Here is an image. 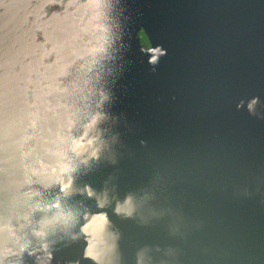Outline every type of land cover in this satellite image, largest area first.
<instances>
[{"label":"water","instance_id":"water-1","mask_svg":"<svg viewBox=\"0 0 264 264\" xmlns=\"http://www.w3.org/2000/svg\"><path fill=\"white\" fill-rule=\"evenodd\" d=\"M0 264H264V0H0Z\"/></svg>","mask_w":264,"mask_h":264},{"label":"trees","instance_id":"trees-1","mask_svg":"<svg viewBox=\"0 0 264 264\" xmlns=\"http://www.w3.org/2000/svg\"><path fill=\"white\" fill-rule=\"evenodd\" d=\"M140 36H141L142 41L147 42V40H146V36H145V34L143 33V31L140 32Z\"/></svg>","mask_w":264,"mask_h":264}]
</instances>
